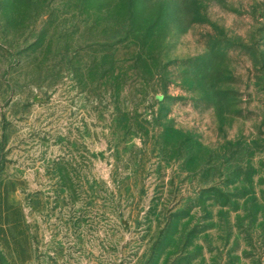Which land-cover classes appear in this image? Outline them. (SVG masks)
I'll list each match as a JSON object with an SVG mask.
<instances>
[{
	"label": "rangeland",
	"instance_id": "1",
	"mask_svg": "<svg viewBox=\"0 0 264 264\" xmlns=\"http://www.w3.org/2000/svg\"><path fill=\"white\" fill-rule=\"evenodd\" d=\"M0 264H264V0H0Z\"/></svg>",
	"mask_w": 264,
	"mask_h": 264
},
{
	"label": "trees",
	"instance_id": "2",
	"mask_svg": "<svg viewBox=\"0 0 264 264\" xmlns=\"http://www.w3.org/2000/svg\"><path fill=\"white\" fill-rule=\"evenodd\" d=\"M7 226H8V225H6V228L8 229ZM6 228H4V229H6ZM7 229H6V231H7ZM7 233H8V235H7V234H5V235L8 236V237H6V238H7V241H9V240H10L9 232L7 231ZM7 244H8V242H7ZM8 245H9V244H8Z\"/></svg>",
	"mask_w": 264,
	"mask_h": 264
}]
</instances>
